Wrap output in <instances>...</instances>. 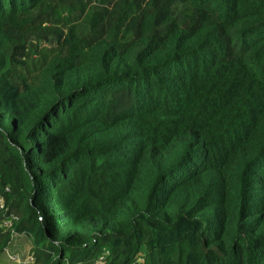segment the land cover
<instances>
[{
  "label": "trees",
  "instance_id": "16d2710c",
  "mask_svg": "<svg viewBox=\"0 0 264 264\" xmlns=\"http://www.w3.org/2000/svg\"><path fill=\"white\" fill-rule=\"evenodd\" d=\"M0 196V260L264 264V0H0Z\"/></svg>",
  "mask_w": 264,
  "mask_h": 264
},
{
  "label": "built area",
  "instance_id": "2783aa9c",
  "mask_svg": "<svg viewBox=\"0 0 264 264\" xmlns=\"http://www.w3.org/2000/svg\"><path fill=\"white\" fill-rule=\"evenodd\" d=\"M8 208L6 206V203L4 201V199L0 196V212H7ZM17 220V218L15 216H10L8 218V220L3 221V226L7 229H12L14 222ZM13 234H15L16 238H21V235L16 233L15 230L13 229ZM10 251L8 250L6 252V255H8V258L10 260V262L12 264H34L35 262V258L33 256V254L31 253V249L29 250V254L28 256H26L25 258L21 257L19 258L18 256H16L15 254H17L15 251H11L14 253V255H10Z\"/></svg>",
  "mask_w": 264,
  "mask_h": 264
},
{
  "label": "rangeland",
  "instance_id": "374dc122",
  "mask_svg": "<svg viewBox=\"0 0 264 264\" xmlns=\"http://www.w3.org/2000/svg\"><path fill=\"white\" fill-rule=\"evenodd\" d=\"M18 239L19 238H16V242L18 241ZM24 241L21 239L20 241H19V243H23ZM31 249V246L29 245V243H24L23 245H22V248H18V246H17V248H15V249H13V250H11V251H15L17 254H15L16 256H18L19 258H21V257H23V258H25L26 256H28V254H29V250ZM10 251V255L12 256V255H14V253L13 252H11ZM10 258V257H9ZM9 258H8V255H4L2 258H1V260H0V264H12L11 262H10V260H9Z\"/></svg>",
  "mask_w": 264,
  "mask_h": 264
},
{
  "label": "crops",
  "instance_id": "0c3cea01",
  "mask_svg": "<svg viewBox=\"0 0 264 264\" xmlns=\"http://www.w3.org/2000/svg\"><path fill=\"white\" fill-rule=\"evenodd\" d=\"M19 241L20 240H18L17 242H15V245H14V248L13 249H15V248H17V246H18V248H22V243H19Z\"/></svg>",
  "mask_w": 264,
  "mask_h": 264
}]
</instances>
